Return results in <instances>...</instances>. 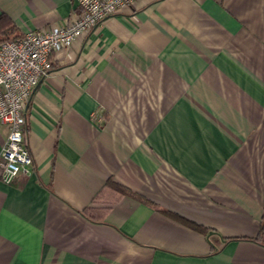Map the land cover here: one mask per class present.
<instances>
[{"label":"crops","instance_id":"crops-1","mask_svg":"<svg viewBox=\"0 0 264 264\" xmlns=\"http://www.w3.org/2000/svg\"><path fill=\"white\" fill-rule=\"evenodd\" d=\"M75 7L0 0L23 34ZM52 59L0 264H264V0H137Z\"/></svg>","mask_w":264,"mask_h":264},{"label":"built area","instance_id":"built-area-1","mask_svg":"<svg viewBox=\"0 0 264 264\" xmlns=\"http://www.w3.org/2000/svg\"><path fill=\"white\" fill-rule=\"evenodd\" d=\"M75 1L72 15L62 24L29 29L21 38L0 44V124L9 127L0 160L5 183L27 174L33 164L25 140L26 107L34 88L54 72V51L71 47L137 0Z\"/></svg>","mask_w":264,"mask_h":264},{"label":"trees","instance_id":"trees-1","mask_svg":"<svg viewBox=\"0 0 264 264\" xmlns=\"http://www.w3.org/2000/svg\"><path fill=\"white\" fill-rule=\"evenodd\" d=\"M23 36L22 32H19L17 25L11 19L10 16L3 13L0 14V44L13 39H19ZM263 228H261L260 234L262 236Z\"/></svg>","mask_w":264,"mask_h":264}]
</instances>
